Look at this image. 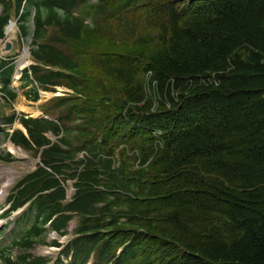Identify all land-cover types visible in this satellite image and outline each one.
<instances>
[{
  "label": "trees",
  "instance_id": "obj_1",
  "mask_svg": "<svg viewBox=\"0 0 264 264\" xmlns=\"http://www.w3.org/2000/svg\"><path fill=\"white\" fill-rule=\"evenodd\" d=\"M80 1L28 0L25 33L30 32L29 15L35 8L36 17L55 25L53 44L64 43L62 36L80 38L88 27L64 9ZM100 1V15L106 18L103 9L110 0ZM123 12L97 23L94 33H112L145 46L149 33L156 31L160 48L89 52V69L101 70L95 75L96 86L119 99L124 114L115 130V123L109 122L113 125L102 145L109 146L108 151L96 153L99 143L93 139L85 148L88 157L79 163L85 170L75 172L87 186L71 208L86 216L85 229L92 233L75 243L76 260L83 264L102 240L97 231L124 216L127 223L157 234L167 244L170 255L163 264H264V0H146L141 8ZM43 32L38 26L36 35ZM38 55L67 69L78 67L53 45L42 47ZM146 75L152 92L142 79ZM10 76V70L3 75L5 86ZM52 77L74 82L62 74ZM73 114L71 110L69 116ZM125 119L128 126L121 137ZM125 139L122 167L116 169L110 145L119 146ZM33 141L49 144L37 133ZM70 156L54 144L44 153L57 170ZM131 158L139 161V171L128 170ZM147 163L152 164L149 180L141 175ZM68 168L73 169L71 164ZM55 186L48 196L56 200L64 189L52 179L32 182L25 193ZM45 200H37L35 213L31 210L26 217L31 223L22 228L21 242L44 232L39 223L50 212ZM98 202L125 212L98 208ZM54 207L63 208L59 203ZM115 240L102 241L95 264L112 257ZM137 244L129 245L115 264H136Z\"/></svg>",
  "mask_w": 264,
  "mask_h": 264
},
{
  "label": "rangeland",
  "instance_id": "obj_2",
  "mask_svg": "<svg viewBox=\"0 0 264 264\" xmlns=\"http://www.w3.org/2000/svg\"><path fill=\"white\" fill-rule=\"evenodd\" d=\"M145 0H113V7L116 10L126 9L128 5L142 4ZM31 26L33 24V18H31ZM32 32L28 38L24 39L25 46H30ZM137 43V44H136ZM138 41L133 39H128L127 37L113 36L112 33L96 34L92 31H87L82 36V39L77 42H68L67 46L72 48L75 52L76 58L79 60V66L82 69L80 73L88 74L89 66V56L90 51L93 49L103 50L105 52H110L113 54L134 52V49H144L146 52H154L160 48L159 43L155 38L150 37L148 39V44L145 46L138 45ZM11 51H15L14 46ZM27 52V51H26ZM25 52V53H26ZM22 52H18L17 59L19 60ZM24 53V54H25ZM23 54V55H24ZM85 70V71H84ZM149 76H143L142 79L148 82ZM14 82H12L11 86ZM149 86V85H148ZM18 89V86H14ZM107 91H102L106 93ZM99 93V92H98ZM100 105L104 110H107L109 115L112 117H118L124 112L122 109V104L119 99L114 97H104L100 95L99 99ZM2 135H0L1 137ZM3 148V143L0 142V151ZM148 170L151 171V167L148 166ZM25 224V223H24ZM23 224V225H24ZM117 230L112 231V239L119 238L123 239V244L132 245L134 242L137 244V252L139 254L136 264H163L166 262L170 255V248L167 244L161 241V238L147 229L138 228L129 224H118L116 226ZM10 232H4L2 234V240L0 241V246L6 245L7 240L10 239ZM125 245V246H126ZM138 262V263H137ZM0 264H3L0 260Z\"/></svg>",
  "mask_w": 264,
  "mask_h": 264
},
{
  "label": "bare ground",
  "instance_id": "obj_3",
  "mask_svg": "<svg viewBox=\"0 0 264 264\" xmlns=\"http://www.w3.org/2000/svg\"><path fill=\"white\" fill-rule=\"evenodd\" d=\"M26 51H27V52H26ZM25 52H26V53H25ZM24 53H25V54H24ZM24 53H23V54H24V55H23V58H24L26 55H28V49H27V48L25 49ZM9 174H15V171L12 170V171L9 172Z\"/></svg>",
  "mask_w": 264,
  "mask_h": 264
}]
</instances>
